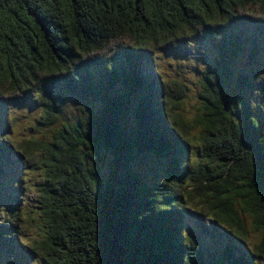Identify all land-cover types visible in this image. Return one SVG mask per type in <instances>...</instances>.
Segmentation results:
<instances>
[{"label": "trees", "instance_id": "16d2710c", "mask_svg": "<svg viewBox=\"0 0 264 264\" xmlns=\"http://www.w3.org/2000/svg\"><path fill=\"white\" fill-rule=\"evenodd\" d=\"M201 34L214 60L201 81V105L187 120L183 85L155 83L143 72L155 49ZM260 38L264 0H0V99L28 97L41 108L43 127L56 124L67 95L81 101L78 119L49 140L11 142L6 151L5 165L11 154L42 169L46 231L29 251L42 264H202L198 233L211 229L224 237L226 264H257L264 186L255 169L264 138L251 109L227 90L234 58L247 40ZM238 77V88L251 85ZM52 79L62 87L46 89ZM134 99L132 112L127 104ZM238 104L240 124L229 118ZM139 154L168 160L162 180L149 183L134 168ZM13 183L16 191L27 189ZM22 199L14 194L13 216L0 224L3 264L22 260ZM237 204L252 230L262 231L251 246ZM190 210L198 215L191 228ZM4 243L13 245L8 253Z\"/></svg>", "mask_w": 264, "mask_h": 264}, {"label": "rangeland", "instance_id": "374dc122", "mask_svg": "<svg viewBox=\"0 0 264 264\" xmlns=\"http://www.w3.org/2000/svg\"><path fill=\"white\" fill-rule=\"evenodd\" d=\"M206 42V36L202 34L189 38L186 43L178 40L174 46L165 45L153 51L152 56L154 61L151 58H148L151 65H153V68L156 69L160 79L163 80V83L170 80H178L183 85L185 95L181 100L180 111L187 120L193 117L194 113L201 105V99L199 97L201 81L203 80L206 70L211 67L214 60L213 49L209 45H206ZM145 60H147V58H143L141 62H144ZM231 65L233 76L229 81L231 89H228L227 91L229 92L232 90L230 93H237V97L241 98L243 103L251 109L252 116L258 124L259 131L264 138V84H260L261 77H264V73L255 75L256 71H264V39L260 38L256 42L247 40L244 50L234 58ZM145 71L150 72L147 66ZM145 71L143 72L144 76L147 75ZM239 75L249 78L251 85L248 88H238V81L236 80H238ZM80 102L81 101L77 97L67 95L64 107L58 114L59 119L56 124L51 127L40 126L39 118L41 115V108L37 107L32 102L11 103L6 106L3 105L0 108V121H7L10 128V131H5L4 135L11 137V142L16 143L31 139H41L43 141L49 140L53 135L54 130L60 128L64 123H72L78 119L77 116H79L78 113L80 112ZM127 105L128 108H130V111L133 112L134 103L131 101ZM237 106V109H234V113L230 114L229 118L232 122L240 124L242 104H238ZM124 115L127 118L126 120L133 122L132 120L134 118L132 117V114L127 112ZM193 133L197 134V130L194 129ZM193 140L195 141L196 138L193 137ZM14 157L16 156L12 157V155L9 154V165L7 166L4 164L3 170L0 172V196H2L4 200V203L0 204V211L3 212V215H0V224L6 223L4 219L8 216H10L9 219L13 216V206H16L17 204L13 202V197L14 194L17 196L19 193V196L23 198L19 202V216L21 218L19 223V235L21 238H19V240L22 241L23 239H27L31 244L33 241L40 239L41 235L44 234V230L46 231V228L43 226V219L40 217L41 214L39 213L40 198L38 185L43 179V174L42 169L37 168L34 165H28V163L24 161H14ZM36 157L39 159L40 154L38 153ZM158 157L148 154H139L133 162L134 168L140 172L144 179L149 183L154 179L162 180L165 176V168L168 160L166 158ZM5 158L6 156H4V159ZM183 158L184 157H181L179 160V165L183 164ZM18 179L21 180L20 183H17ZM13 182H15V186L18 188H20L19 185L23 186L26 184L27 189L22 190V192L16 191ZM236 208L239 210V215L246 225L247 244L251 246L260 240L262 237V231L252 230L250 226V216L247 213L242 212L238 204L236 205ZM195 210L196 209L193 208V211ZM190 211L188 220H191L190 222L195 224L193 222L198 219V215L192 210ZM207 222L208 220L206 221L205 226L208 224V226L211 227ZM13 223L15 222L13 221ZM211 231L212 230L209 229L208 233H198L199 238L202 239V245L204 246L202 253L204 262H202V264H226V259L224 260L222 258V252L224 250L223 244H225V242H223L224 237L222 235L218 236L216 232L211 234ZM9 239L11 240V238ZM213 241H221L222 245L217 247L214 245ZM12 243H14V241H12ZM12 246L13 245H8V248L4 243L2 249L4 247L6 249H11L13 248ZM8 249L3 250V252L5 251L8 253ZM14 249L18 248L16 247ZM1 254L2 253H0V256ZM16 255L17 254L13 253L11 254V257H16ZM33 264H42V262L37 259ZM257 264H260V261H258Z\"/></svg>", "mask_w": 264, "mask_h": 264}, {"label": "snow or ice", "instance_id": "6c2138e0", "mask_svg": "<svg viewBox=\"0 0 264 264\" xmlns=\"http://www.w3.org/2000/svg\"><path fill=\"white\" fill-rule=\"evenodd\" d=\"M72 0H67V3L70 4ZM99 6V5H98ZM260 73H264V71H256L255 75H259ZM46 89L49 91H55L56 89L62 87V85L56 80H47L44 82ZM260 84H264V77H261ZM4 94L0 93V97H3ZM30 102V99L28 97L25 98H15L12 100L8 99H0V105H8L11 103H27ZM10 131V128L8 126L7 121H0V172H2L4 167V156L5 152L9 148V144L11 143V137L5 136L4 132ZM6 141L8 143H6ZM261 150L264 152V142L261 143ZM255 180L258 184L261 186H264V155H262L258 161L257 167L255 169ZM4 200L3 197L0 196V204H3ZM0 215H3V212L0 211ZM187 227H194V225L191 222L186 223ZM23 245H27V248H20L19 252L21 254L22 260L20 264H33L34 261H36L38 258L32 254L31 251H29V248L31 247L30 241L27 239H23L21 241ZM249 260L253 259V257H248ZM255 259H258L260 261V264H264V253L258 254ZM0 264H3V261H0Z\"/></svg>", "mask_w": 264, "mask_h": 264}, {"label": "water", "instance_id": "95a60500", "mask_svg": "<svg viewBox=\"0 0 264 264\" xmlns=\"http://www.w3.org/2000/svg\"><path fill=\"white\" fill-rule=\"evenodd\" d=\"M222 100H223L224 110H228V107H229V100H227V99H222Z\"/></svg>", "mask_w": 264, "mask_h": 264}]
</instances>
